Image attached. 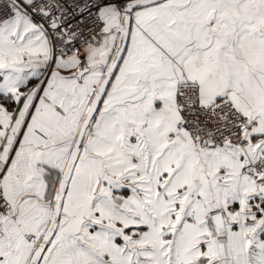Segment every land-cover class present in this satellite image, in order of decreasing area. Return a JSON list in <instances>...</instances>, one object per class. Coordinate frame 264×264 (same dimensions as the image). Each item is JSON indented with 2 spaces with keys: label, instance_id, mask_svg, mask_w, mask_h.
<instances>
[{
  "label": "snow or ice",
  "instance_id": "6c2138e0",
  "mask_svg": "<svg viewBox=\"0 0 264 264\" xmlns=\"http://www.w3.org/2000/svg\"><path fill=\"white\" fill-rule=\"evenodd\" d=\"M0 264H264V0H0Z\"/></svg>",
  "mask_w": 264,
  "mask_h": 264
}]
</instances>
